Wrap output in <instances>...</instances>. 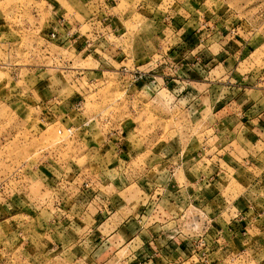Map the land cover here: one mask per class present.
Wrapping results in <instances>:
<instances>
[{"label": "rangeland", "instance_id": "1", "mask_svg": "<svg viewBox=\"0 0 264 264\" xmlns=\"http://www.w3.org/2000/svg\"><path fill=\"white\" fill-rule=\"evenodd\" d=\"M201 8L234 21L237 94H264V0H0V264H133L143 247L146 264H264V144L231 142L223 103L177 77L173 20Z\"/></svg>", "mask_w": 264, "mask_h": 264}, {"label": "crops", "instance_id": "2", "mask_svg": "<svg viewBox=\"0 0 264 264\" xmlns=\"http://www.w3.org/2000/svg\"><path fill=\"white\" fill-rule=\"evenodd\" d=\"M189 11L191 13L184 11L185 14H180V16L173 20V24L175 25L171 26L173 32L177 31L180 34L182 31V34L179 36L180 40L178 41L180 46H177V48H187V55L189 56L187 60L183 59L181 62L182 66L177 72V77L179 78L178 81L187 83L188 86L195 85L191 94L200 97L202 100H208V102H214L215 104L218 102L221 104L223 103L218 106V109L212 106L211 107L212 110L215 109L218 113H224L229 119V125H231L230 128L235 130V133L238 132V135H235L231 142H235V138L240 140L239 135H241L242 140L240 141L244 143L253 144V142H256L257 144H264L262 138L264 134V101H262L264 98L262 97H264V94H259L258 97L253 98L252 96L248 97L246 94L247 92L244 91L237 94L239 87L235 88L236 85H233L232 87L230 84L231 81H238V83H241L242 80L250 76V74L245 75L239 70L240 65H242L243 62L241 56H239L242 47L236 46L235 41H233L230 36V30L232 29L234 21L231 18H228L227 15L222 14V11H214L205 8H201V10L192 9ZM193 16H196L197 18ZM190 17L195 19L194 25L192 24L191 26L189 25L191 22ZM126 61L130 60L126 58ZM132 61V64L135 66L140 64L137 59ZM201 71H208L206 73L209 74V77H207V75L201 77L202 74L201 76L199 74ZM166 79L170 80V82L177 81V78L176 80L175 78ZM226 87L227 89H225ZM248 92L253 93L254 91L252 92L250 89ZM221 98L224 100L221 101ZM237 128L239 130L242 129L243 131L239 132L236 130ZM253 139L256 141L252 142ZM122 155L126 156V154ZM185 172H189V170ZM64 196L66 197V194L60 197L64 199ZM59 199L60 198H58V201ZM66 199V204H63V208H68L66 212H76L79 214L78 218L70 217L69 219L73 221V223L82 221L81 224H85L84 221L88 213L84 210L80 211L76 209L78 206L76 204H72L67 197ZM63 202L64 201H60V203H58L59 206ZM71 205L72 207H70ZM57 208L59 209V207ZM69 219L66 220L60 212H57V216L52 218L51 224H57L58 226L61 224H67L70 222ZM90 220H93L94 223H97L100 226H107V224L112 221V214L110 211H107L105 207L99 208L97 209L93 219ZM128 223L129 220L125 222V219H122L120 220L119 225L115 226V229H113L111 233H107L102 237L99 236V242H101L100 248L104 245V242H107L116 235H119L121 230L125 229V225ZM52 229L54 230L53 226ZM132 237L133 241L138 240L143 244V246L148 239L151 240V238H148L145 235L140 237V233L138 232L134 233ZM122 244L119 246H122ZM143 248H139L137 251H135V249L133 250L132 257L135 258V261L134 259L132 260L134 261L132 262L133 264L140 261V254H142L145 249ZM146 263L147 262L145 261L143 263L139 262V264Z\"/></svg>", "mask_w": 264, "mask_h": 264}, {"label": "built area", "instance_id": "3", "mask_svg": "<svg viewBox=\"0 0 264 264\" xmlns=\"http://www.w3.org/2000/svg\"><path fill=\"white\" fill-rule=\"evenodd\" d=\"M52 38H55V33H52V35H51V39ZM125 71L126 72H130V74H129V81H130V83L131 84H133V83H138V78H137V74H138V71L137 70H134V69H132V70H127V68H125ZM126 74V73H125ZM140 78H143V76H141ZM69 135H73L74 134V129H73V127H68L66 130H65ZM58 133L59 134H63L64 133V131L62 130V129H59L58 130ZM89 184H85V187L86 188H88L89 186H88ZM83 195H84V197H88V198H90L91 197V194L89 193V190L87 189V190H83L82 192H81ZM74 204V203H73Z\"/></svg>", "mask_w": 264, "mask_h": 264}]
</instances>
